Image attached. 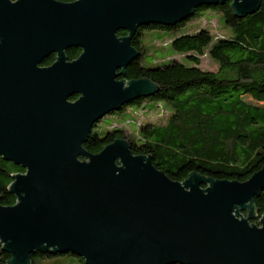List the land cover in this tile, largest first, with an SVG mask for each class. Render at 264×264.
<instances>
[{"label":"water","instance_id":"95a60500","mask_svg":"<svg viewBox=\"0 0 264 264\" xmlns=\"http://www.w3.org/2000/svg\"><path fill=\"white\" fill-rule=\"evenodd\" d=\"M227 3L246 18L262 0H0V157L26 170L10 187L16 205L0 206L8 264L48 251L85 264H264V216L242 215L264 191V168L243 183H180L127 140L84 148L100 120L156 93L148 79L120 80L139 58L138 28ZM73 48L82 54L70 62Z\"/></svg>","mask_w":264,"mask_h":264},{"label":"trees","instance_id":"16d2710c","mask_svg":"<svg viewBox=\"0 0 264 264\" xmlns=\"http://www.w3.org/2000/svg\"><path fill=\"white\" fill-rule=\"evenodd\" d=\"M54 1L69 4L79 0ZM217 12L221 13L222 22V30L217 31L219 36L214 35L210 19L204 28L186 30L192 20ZM148 32L157 37L153 38V44L159 39L170 40L171 51L152 66L143 63ZM126 36L125 31L118 33L119 38ZM131 46L140 55L120 80L148 79L155 84L156 93L100 120L84 145L89 153L100 154L116 140L124 139L135 156L150 158L158 170L180 183L192 175L243 183L264 168V107L250 105L243 99L250 91L264 94V0L260 9L246 18L236 17L227 3L201 7L175 26H142ZM156 49L165 51L163 47ZM81 54L82 50L76 48L66 53L70 62ZM56 58L50 56L42 67L53 65ZM205 58L216 66L215 71L203 69ZM77 99L75 96L71 102ZM142 106H148L145 109L151 112L161 107L166 115L159 122L139 124L135 114ZM120 124H133L136 130L127 136V130ZM25 173L22 167L0 157V206L16 205L10 187L16 175ZM242 215L249 217L251 224L259 225L264 216V191L255 198L251 211ZM10 260L11 255L0 246V264H8ZM31 263L85 264V261L72 254L48 251L34 254Z\"/></svg>","mask_w":264,"mask_h":264},{"label":"rangeland","instance_id":"374dc122","mask_svg":"<svg viewBox=\"0 0 264 264\" xmlns=\"http://www.w3.org/2000/svg\"><path fill=\"white\" fill-rule=\"evenodd\" d=\"M209 19H210V26L214 30V35L219 36L220 33L217 31L222 30L220 12L211 13L210 15H206V16L199 17V18L192 20L190 23L186 25V30L189 32H193V31H197L200 28H204L205 26H208ZM178 34H181V33H176L175 35H178ZM153 38H157V37L155 35H152L150 32H148L146 36V40H145L147 44V55L143 60V63L146 66L154 65L155 62H159L163 57H165V54L167 52L171 51L169 49L170 48L169 39H166L167 43L164 41V39H159L155 42V44H153ZM156 46L163 47L165 51H157ZM175 58L181 59L182 57L175 56ZM202 67L205 70H210V71L216 70V66H214L210 62L209 58H205L203 60ZM243 99H245V101H247L250 105L264 107V94H259L256 91H250L243 97ZM146 107H143V106L140 107L139 111L135 114L136 120L139 122V124L142 122L156 123V122H159V120H162L163 116L166 115V113L163 112V109L161 107H159L157 111H152V112L145 109ZM133 109H136V107H134ZM115 121L118 122V120H115ZM110 122L111 121H107V123H110ZM132 125H121L120 124L119 127L126 129L127 136H129L136 130V126L135 125L132 126Z\"/></svg>","mask_w":264,"mask_h":264}]
</instances>
